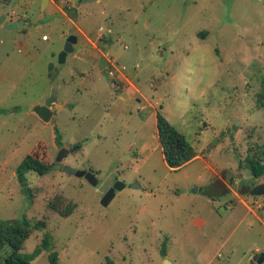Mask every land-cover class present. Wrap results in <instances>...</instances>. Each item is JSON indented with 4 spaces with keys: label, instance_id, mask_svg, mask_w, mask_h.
I'll return each mask as SVG.
<instances>
[{
    "label": "rangeland",
    "instance_id": "rangeland-1",
    "mask_svg": "<svg viewBox=\"0 0 264 264\" xmlns=\"http://www.w3.org/2000/svg\"><path fill=\"white\" fill-rule=\"evenodd\" d=\"M43 1L0 0V16L27 13L31 26L0 25V220L46 223L21 254L49 234L51 249L33 264H54L50 255L55 264H258L264 197L250 191L264 174L253 176L247 159L264 165V0ZM73 27L75 48L97 52L93 63L70 54L59 64ZM112 65L125 70L113 77ZM54 79L59 104L47 124L33 109ZM128 79L141 102L118 90ZM157 112L198 154L177 171L164 160ZM56 133L76 148L62 166ZM33 150L53 167L22 184L17 170ZM63 166L93 172L98 185ZM53 204L75 208L63 217ZM12 253L5 246L0 261Z\"/></svg>",
    "mask_w": 264,
    "mask_h": 264
},
{
    "label": "trees",
    "instance_id": "trees-1",
    "mask_svg": "<svg viewBox=\"0 0 264 264\" xmlns=\"http://www.w3.org/2000/svg\"><path fill=\"white\" fill-rule=\"evenodd\" d=\"M66 11L69 12L70 9L66 8ZM258 103L259 107H264V76L261 80V92L259 93ZM156 118L158 138L162 147L164 160L170 169L177 171L193 161L198 154L190 141L181 134L161 112H157ZM60 138V135L56 133V142L59 145H61ZM78 148H80V146H78ZM247 160L253 176L260 177L264 174V165H262L260 160H256L254 157L248 158ZM52 167L53 165H47L42 162L37 157L36 150H33L19 166L17 176L20 182L24 184L28 173L36 172L43 176L49 173ZM53 208L63 217H69L73 213L75 207L74 205H67L64 208H59L57 205L53 204ZM45 228L46 223L43 221L32 226L26 220L20 224H10L0 220V251L5 246H9L13 250V253L6 258L4 262L0 261V264H33V259L36 255L51 249V236L49 234H44L42 243L36 251V254L23 255L21 251L24 249L27 240L36 230H45ZM163 252L165 253L166 251L163 250ZM50 260L54 264L57 263L56 255H50Z\"/></svg>",
    "mask_w": 264,
    "mask_h": 264
},
{
    "label": "water",
    "instance_id": "water-1",
    "mask_svg": "<svg viewBox=\"0 0 264 264\" xmlns=\"http://www.w3.org/2000/svg\"><path fill=\"white\" fill-rule=\"evenodd\" d=\"M49 0L43 1V9L48 5ZM0 25L5 26L8 30L15 31V30H28L31 28L30 25H27L25 21L20 20L16 22L10 23L7 20V17L5 15L0 16ZM78 43V30L76 27L72 28V33L69 35V37L66 40L65 47L63 51L59 55V64L63 65L67 61V57L70 54H75L76 58L86 62L91 63L97 60L98 54L95 50L89 49V50H77L75 46ZM53 69V65L50 66V70ZM57 79H54L51 85V91L49 97L45 100L43 105H37L33 109V113L41 119L44 123H50L54 116V107L59 104L58 96H57ZM76 148L73 149H60L56 162L61 163L63 160H65L70 154L74 153ZM62 171L68 175H74L78 178H85L91 185L97 186L99 181L96 178V176L91 171H77L72 169L69 166H64ZM124 188V184L122 181L116 183L103 197L102 199V205L107 206L109 203L114 199L116 193ZM250 195L253 197H264V183L256 185L253 187L250 191ZM258 264L264 263V255H261L257 257L254 260ZM164 264H173L169 260H166Z\"/></svg>",
    "mask_w": 264,
    "mask_h": 264
},
{
    "label": "flooded vegetation",
    "instance_id": "flooded-vegetation-1",
    "mask_svg": "<svg viewBox=\"0 0 264 264\" xmlns=\"http://www.w3.org/2000/svg\"><path fill=\"white\" fill-rule=\"evenodd\" d=\"M102 53V52H101ZM104 53H102V55H103ZM107 56H105L104 57V59H106L109 63H110V61L108 60V54H106ZM104 59H101V60H104ZM93 63V62H92ZM125 86V88H124V90H123V93H125V94H127L130 98H135V101L137 102V103H139V102H141L142 100L139 98V97H137V96H135L136 94H137V91H138V88L132 83V81H130L129 79L126 81V83H125V85H123V86H119L118 87V90H120L121 88H123ZM120 98H121V96H120ZM123 100H124V98H123ZM52 121V120H51ZM55 143H56V145L57 146H60L59 144H57V142H56V137H55ZM62 147L63 146H60V149H62ZM78 148V147H77ZM60 149H59V151H60ZM59 151H58V153H59ZM58 153H57V155H58ZM56 158H57V156H56ZM67 159V158H66ZM64 161V160H63ZM57 163V162H56ZM60 166H62V162L61 163H58ZM64 167V166H63ZM63 167H62V169H63Z\"/></svg>",
    "mask_w": 264,
    "mask_h": 264
},
{
    "label": "crops",
    "instance_id": "crops-1",
    "mask_svg": "<svg viewBox=\"0 0 264 264\" xmlns=\"http://www.w3.org/2000/svg\"><path fill=\"white\" fill-rule=\"evenodd\" d=\"M26 15H27V13H19L18 15L16 13H13L11 20L9 22L12 23V22L23 20V21H25V23L27 25H29V23L26 22V20H28L26 18L27 17ZM121 99H123V97H121ZM248 210L251 211L250 209H248Z\"/></svg>",
    "mask_w": 264,
    "mask_h": 264
},
{
    "label": "built area",
    "instance_id": "built-area-1",
    "mask_svg": "<svg viewBox=\"0 0 264 264\" xmlns=\"http://www.w3.org/2000/svg\"><path fill=\"white\" fill-rule=\"evenodd\" d=\"M122 70H125V68H122ZM122 70H120V68L116 67L115 65H112V69L109 72L110 75H112L114 77V75H116V72H122ZM119 74V73H118Z\"/></svg>",
    "mask_w": 264,
    "mask_h": 264
}]
</instances>
